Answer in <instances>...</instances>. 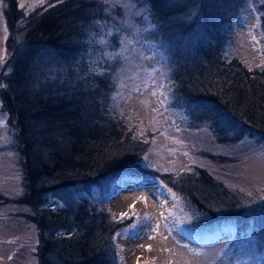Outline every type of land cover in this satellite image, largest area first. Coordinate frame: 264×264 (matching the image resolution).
Segmentation results:
<instances>
[{
	"label": "trees",
	"instance_id": "1",
	"mask_svg": "<svg viewBox=\"0 0 264 264\" xmlns=\"http://www.w3.org/2000/svg\"><path fill=\"white\" fill-rule=\"evenodd\" d=\"M5 1L7 22L20 36L14 42L8 40L10 52L2 61L7 59L9 70L0 81L7 87L0 88V100L23 161L32 211L29 220L38 233V264H118L112 237L129 222L114 223L103 198L111 181L144 171L148 143L133 140L134 128L130 130L126 120L109 112L115 89L110 73L87 77L88 84L81 79L88 67V53L97 49L86 43L88 31L93 20L106 15L105 5L99 0H63L28 17L18 12L25 19L14 25L10 21L20 18L19 9L14 0ZM245 1L139 0L155 17L156 34L148 33L172 67L174 90L190 107V111L185 108L187 115L206 121L218 136L226 135L230 131L226 132L223 123L209 119L197 105L214 108L241 130L235 135L230 132L231 141L264 128V70H250L226 54L232 26ZM194 6L199 9L195 22L180 23ZM193 108L199 117H194ZM163 180L176 190L178 184L193 199L198 189L199 202L212 206L207 218H234L239 226L236 236L251 229L258 242L256 250L264 252V201L240 204L238 193L219 192L211 177L197 181L169 174ZM49 196L60 199L63 207L47 208ZM217 207L222 210L215 211ZM64 231L63 237L55 235Z\"/></svg>",
	"mask_w": 264,
	"mask_h": 264
},
{
	"label": "rangeland",
	"instance_id": "2",
	"mask_svg": "<svg viewBox=\"0 0 264 264\" xmlns=\"http://www.w3.org/2000/svg\"><path fill=\"white\" fill-rule=\"evenodd\" d=\"M14 1L16 8L19 9L16 14L19 15L18 12L23 11L26 17L35 11L43 10L47 5L57 3V0H46L41 6L40 0ZM99 1L102 4L101 0ZM21 3L25 4L24 9L19 7ZM261 3V0L245 1V6L241 10L239 19L232 26L230 43L226 47L228 58H237L250 70L252 68L257 69L259 68L257 65L264 63V55H262L264 53V35L261 26ZM29 7L32 10L27 11L26 14V10ZM41 7L44 8L40 9ZM6 8V1L0 0V81L4 80L5 73L9 70L7 59H5V62L2 61L10 52L7 46L8 40L14 42L20 36L18 32H15V27L7 22ZM104 17H107L109 23H115L117 27L126 31L128 37L137 42L129 46L130 50L125 53L126 58H118L117 61L105 64L110 69L108 72L110 73L109 79H111L115 87L113 94L119 87V79H123L128 84L129 90L149 82L148 70L151 67L158 69L159 74L156 77L158 81H163L167 77V82L173 84L172 67L166 59V55L160 47L157 48V43L152 41L153 38L149 34L150 32L156 34L155 28L147 30L148 24L141 17H129L126 15L125 10L119 6ZM24 19L20 16L19 19H14L10 23L16 25ZM121 20H127L132 27L125 28V25L120 23ZM5 36L7 37L6 39ZM14 37L16 39H13ZM108 39L113 47L107 48V51H118L120 49V36L114 35V37H108ZM102 47L96 45L97 49L93 52V56L98 57L100 55L99 50ZM142 55L154 56L155 59L144 60ZM112 69L115 70L112 71ZM124 91L125 95L129 94L128 90ZM131 95L132 98L127 104L121 99L113 101L112 105L117 104L120 106L113 112L120 117L119 111L122 108L126 115H132L131 125H137L141 120L144 121L143 127L146 129V135L144 138L138 137L137 139L142 142H144V139L149 141L147 151H144V156H149L148 162L154 163V166L150 168L144 167L142 173L137 172L133 176L120 177L108 184L109 189L103 198V202L108 206V211L111 215L116 216L117 220L120 219L121 213L127 212L128 218L124 220L130 221V223H127L117 231H123L124 228L129 227L131 224L137 223L138 218L143 217L145 213L152 216L150 207L151 204L156 202L149 200L148 197L152 195L149 194L147 187H145L144 191L139 190L141 181L150 175H153L154 178L159 177L161 180H163L165 175H175L171 171L168 173L162 170L158 172L156 167L161 169L175 168L181 171V175L186 176V178L196 179L197 181H205V179L207 181L211 177V183L216 182L214 187L219 192L226 190L230 193L233 191L238 193L240 195V204L245 206L262 202L259 197L264 196V191H262L264 190V155H261V146H264V137L261 138L264 136V128H260L261 131L259 132L255 130L254 135L245 136L238 141H231L230 139L232 138H228L233 137L232 133L218 136L219 134H216L214 128L208 125L206 121L189 118L187 110L190 111V107L185 100L177 96L173 86L168 95L167 111L157 126L161 131H156L148 128L147 118L150 116L148 106L139 103L136 99V93ZM143 99L145 101L153 100L152 106H156L154 103L156 98H151L147 93L144 94ZM131 109H136V111L133 112ZM193 113L196 115L194 117L200 116L194 108ZM0 121H3L0 124V264H38V233L36 225L29 220L32 211L28 207L27 187L22 175L24 169L23 161L12 122L1 100ZM125 125L130 127L128 121ZM125 125L123 124L122 128ZM177 126L180 128L179 132H177ZM133 130V134L136 135L135 128ZM173 136L180 143L173 142L171 139ZM169 149L173 151L169 152ZM184 152H188L189 156L196 160L197 163L192 164L188 157L183 155ZM139 161L140 158L138 159ZM170 161L173 163H170ZM182 165H189L193 171H183L181 169ZM151 181L155 183V179H151ZM188 182L189 179L186 180L185 184H188ZM175 187L178 189L173 188V190L186 197L193 208L204 212L206 217L207 214H210L212 207L211 209L209 208V203L199 202L198 198H201V194L198 189L195 190V199H193V194L184 193L178 184ZM20 189L23 190V195L18 196L16 192ZM129 189L136 190L130 191ZM240 189H244V191L241 192ZM249 191L253 193L252 197L247 196ZM142 196H146L147 200H141ZM48 198V202L53 200L63 205V202L56 197L49 196ZM58 207L53 204L52 207L47 208L55 209ZM157 210L156 206L153 209V213ZM159 210L157 211L158 216L164 209L161 210L159 208ZM241 214L244 215L243 212ZM129 218L130 220H128ZM243 220L244 217L240 219V221ZM235 222L234 218L215 221L207 218L202 222L196 221L195 223L200 224V227L193 231H187L191 225H180L178 230L174 231V234L167 241L163 240L155 232L151 233L155 239L145 238L140 241L129 239L127 236L123 238L117 237L115 238V244L119 247L114 248L112 243V249L117 257L118 264H121V257H123V264H167L168 260H172L174 264L177 261H179V264H210L208 257H196L193 252L204 251L210 256L212 253H217L221 250L226 255L217 259L215 264H235L237 259L242 264H264V252L256 250L258 242L252 235L251 229H244L241 235L237 237L236 233L239 226ZM227 227L232 228V233L230 235L221 233L217 239L216 234ZM162 229L161 231L164 230ZM177 232L178 234H176ZM64 234H66L65 231ZM259 235L261 238V233ZM114 236L115 234L112 237V241ZM183 242L188 245V248L182 247L184 245ZM149 244H151V250L148 249ZM164 247L174 251L162 252L160 249ZM33 248H35V251H32Z\"/></svg>",
	"mask_w": 264,
	"mask_h": 264
},
{
	"label": "snow or ice",
	"instance_id": "3",
	"mask_svg": "<svg viewBox=\"0 0 264 264\" xmlns=\"http://www.w3.org/2000/svg\"><path fill=\"white\" fill-rule=\"evenodd\" d=\"M46 0H40V5L42 6ZM63 0H57V3H62ZM102 4H104L106 7L103 8V11L107 13H111L113 9L116 7H120L123 10H125L126 15L129 17H141L147 24L148 29L151 30L152 28L158 27L156 24L153 23V20L155 17L152 15L151 9L146 7L143 4L139 3V0H101ZM170 2L174 3L175 0H170ZM55 4H50L49 7H54ZM20 8L24 9L25 4L21 3L19 5ZM32 10L31 7H29L26 10L27 11ZM47 10V9H45ZM199 15V9L195 6L187 11L184 16L180 19V23H186V24H192L195 22L196 17ZM115 19V18H114ZM120 23H123L125 25V28L132 27L131 24L128 23L127 20H121ZM90 28L92 30L88 31V40L86 43L90 46L92 45H100L103 46L99 51L100 55L93 59L92 53L89 52V63L88 67L85 73V76L81 77V79H84L85 84H88L87 77L90 76H98L103 77L110 71L109 68L105 67V64L108 62L117 61L118 58H126L125 53L130 50L129 46L134 45L137 43L134 40H131L126 31L122 30L121 28L117 27L115 23H109L107 17L101 18V19H95L92 21V24L90 25ZM6 31V28H5ZM114 35H119V44L120 49L118 51H107V48L113 47L111 41L108 39V37H114ZM7 37L5 36V39ZM264 55V53H262ZM142 58L144 60H153L155 59L154 56H148V55H142ZM78 63V62H77ZM257 67H260L262 70H264V63H261L257 65ZM115 69H112L114 71ZM8 73L6 72L5 75ZM148 74L150 76V81L143 83L141 86H135L132 89L129 90L128 84L123 80L119 79L118 84L119 87L115 91L114 94L111 96L112 101H117L118 99H121L124 101L125 104L129 102V100L132 98V93H136V99L141 104H146L148 108L150 109V116L147 118L148 122V128L156 131H161L157 126L160 124V119L162 116L166 113L167 107H168V95L171 92L173 84L167 82V77L163 81H158L156 79L157 75L159 74L158 69L155 67H151L148 70ZM91 87V85H89ZM7 85L0 83V88H5ZM128 90V95H125V91ZM147 93L151 98H156L154 100V103L156 106L153 105V100L149 99L148 101H145L143 99L144 94ZM120 106L117 104H113L109 108V112L119 108ZM197 107L203 108L209 115V119H212L215 123L222 122L224 125V128L227 131L232 132L234 135L240 133V129L236 127L235 124L232 123L227 117H225L223 114L216 113L214 108H211L209 106L205 105H197ZM163 109V111H162ZM131 111H136V109H131ZM119 115L121 119L127 120L130 124V130L135 128L136 135L132 137L133 140L139 138H144L146 135V129L143 127L144 121L141 120L139 124L137 125H131L132 121V115L125 114V111L121 108L119 111ZM6 119V118H5ZM3 121H0V124H2ZM180 131L179 126H177V132ZM173 142L180 143L179 140L176 139L175 136L171 137ZM145 143H148L149 141L147 139H144ZM172 149H169V152H172ZM184 156L188 157V159L191 161L192 164H196L197 161L194 160L191 156H189L188 152L183 153ZM261 155H264V146H261ZM144 167L150 168L154 166V163H150L149 156L145 155L143 157ZM170 163H173L170 161ZM181 169L186 172H192L193 169L189 165H182ZM164 171L165 173L173 172L175 175H181V171L176 170L175 168L169 169V168H163L156 167V171ZM155 183H153L148 178H144L141 181V187L139 188L140 191H144L145 187H147V190L150 195H152L155 199L156 204L159 208L164 209V211H161L159 213V217H156L155 219L157 222L155 223V227H152L151 221L154 219L152 216L148 214H144L143 217L138 218L137 223L131 224L129 227H126L123 229V231H117L115 233V236L113 238V245L114 248H118L119 246L115 244V238H123L128 237L129 239H135L136 241H140L142 239H155L154 236L151 235V233L155 232L157 235H159L163 240L167 241L169 239V235L172 234L174 231L178 230V226L180 225H191L187 231H193L196 229H199L200 224L195 223L196 221H203L206 220L207 217L204 212L199 211L196 208H193L186 197L181 196L176 191L173 190L172 187H169L167 183H165L163 180H161L159 177H155ZM130 191H135L136 189H129ZM241 192L244 191V189H240ZM264 191V190H262ZM16 195H23V190L20 189L16 192ZM248 197H252L253 193L249 191L247 193ZM78 197H73V200H77ZM141 200L146 201L147 197L142 196L140 198ZM260 200L264 201V196L259 197ZM254 202V201H253ZM53 204H56L59 207H63V205H60L58 201L49 200V202L46 204V207H52ZM239 206V204L237 205ZM134 207V206H133ZM211 205H209V208L211 209ZM222 209L217 207L215 208V211H221ZM111 215V214H110ZM125 218H128V213L123 212L120 214V219L117 220V217L114 215H111V219L114 223H121ZM162 221V223L160 222ZM163 228L165 231H160V229ZM131 233V235H130ZM228 234L230 235L232 233V228L227 227L221 230V232H218L216 234V238L218 239L221 235ZM58 237H63L64 233H55ZM68 238H71L73 233L69 232ZM251 235V233H249ZM38 243V241H37ZM184 248H188L187 244L182 245ZM148 249L151 250V244L148 245ZM162 252L165 251H174L173 249H168L166 247L160 249ZM32 251H35V248L32 249ZM193 255L196 257H208L210 264H215V261L217 259L225 257L226 253L221 250L217 253H212L210 256L208 253L204 251H194ZM121 264H123V257L120 258ZM167 264H174L172 260H168ZM175 264H179V261L175 262ZM235 264H242V262L237 259Z\"/></svg>",
	"mask_w": 264,
	"mask_h": 264
},
{
	"label": "bare ground",
	"instance_id": "4",
	"mask_svg": "<svg viewBox=\"0 0 264 264\" xmlns=\"http://www.w3.org/2000/svg\"><path fill=\"white\" fill-rule=\"evenodd\" d=\"M149 198V200L150 201H155V199H154V197L153 196H151V197H148ZM157 206V209L159 210V207H158V205L156 204V203H154V204H151V210H152V217L154 218L152 221H151V225L152 226H155V223L157 222V220L155 219L156 217H159L158 216V213H157V211L155 212V213H153V209L155 208ZM162 210V209H161ZM160 211V210H159ZM161 223H162V221H160ZM163 230V229H162ZM160 231H161V229H160ZM163 231H165V230H163ZM172 234H174V233H172ZM172 234H170L169 235V237L170 236H172ZM176 234H178V232L176 233ZM187 236V235H186ZM182 237H184V236H182ZM188 237V236H187ZM176 238V237H175ZM180 240V239H179ZM178 242V241H177ZM163 243V242H162ZM165 243V242H164ZM188 243V242H187ZM181 244V243H180ZM183 244H185L184 242H183ZM193 244V243H192ZM194 245H195V243H194ZM145 247V246H144ZM193 248V247H192ZM176 252V251H175ZM174 252V253H175ZM186 252H188V251H186ZM163 254V253H162Z\"/></svg>",
	"mask_w": 264,
	"mask_h": 264
}]
</instances>
